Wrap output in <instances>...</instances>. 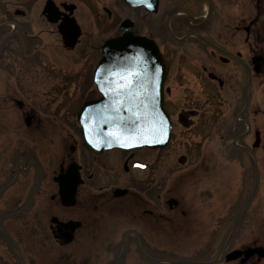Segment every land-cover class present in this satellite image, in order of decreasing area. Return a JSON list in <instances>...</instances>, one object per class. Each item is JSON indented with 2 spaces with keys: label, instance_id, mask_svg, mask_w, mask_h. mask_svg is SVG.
Segmentation results:
<instances>
[{
  "label": "flooded vegetation",
  "instance_id": "1",
  "mask_svg": "<svg viewBox=\"0 0 264 264\" xmlns=\"http://www.w3.org/2000/svg\"><path fill=\"white\" fill-rule=\"evenodd\" d=\"M217 1L158 0L147 10L125 0H0V264H264L259 254L227 260L264 249V220L257 234L251 209L264 173V134L249 122L251 83L264 73V54L251 51L264 0H229L220 14ZM126 21L169 64L171 140L164 149L94 154L69 113L71 91L88 94L81 107L100 98L94 73L102 46L123 34ZM59 46L80 53L72 62L83 70L60 71ZM44 140L54 147L50 159L61 156L50 185L42 181L40 148L27 149ZM177 140L178 167L169 150ZM235 163L246 174L237 175L238 191L252 184L246 200L229 190ZM73 164L80 182L70 201L62 184L73 183ZM220 180L227 195H219Z\"/></svg>",
  "mask_w": 264,
  "mask_h": 264
},
{
  "label": "water",
  "instance_id": "2",
  "mask_svg": "<svg viewBox=\"0 0 264 264\" xmlns=\"http://www.w3.org/2000/svg\"><path fill=\"white\" fill-rule=\"evenodd\" d=\"M125 2L147 10L150 7L156 9L158 5V0ZM127 23L123 24L121 36L106 41L102 46V58L94 73V82L101 97L86 102L77 116L84 146L94 154L113 149H163L171 139L172 124L164 108V85L169 64L153 40L134 36ZM76 39H71L66 46L74 48ZM255 61L260 63L263 59ZM256 72H259V67ZM259 142L257 134L255 148ZM73 166L70 170L73 183L62 184V191L70 201L76 194L77 181L80 182L79 167ZM243 254L246 260L255 254L264 257V249L235 251L228 255L227 260H236Z\"/></svg>",
  "mask_w": 264,
  "mask_h": 264
},
{
  "label": "rangeland",
  "instance_id": "3",
  "mask_svg": "<svg viewBox=\"0 0 264 264\" xmlns=\"http://www.w3.org/2000/svg\"><path fill=\"white\" fill-rule=\"evenodd\" d=\"M228 2H229V0H218L217 1L218 14H220L221 12H223V13L227 12V8L223 10L222 7L230 6V2H229V4H228ZM253 4H254V2H251V5H250L251 15L256 13V11L253 8ZM262 12H263V16H264V6L262 9ZM1 20L2 19H0V21ZM220 25L221 24L216 26L217 29L215 31L217 33H221L223 31V29L221 28ZM253 32L254 33L252 36H253L254 40L251 43L252 44L251 45V49H252L251 51L254 53L264 54V21L262 22L261 25H259L257 28H255V31H253ZM54 51L58 53V55H57V62H58L57 68L60 69V71L61 70H63V71L69 70V72H71L73 69L83 70V64L77 65V64H74L72 62V61H76L78 59V56L80 53H76V54L68 53L61 46L58 47V50L55 49ZM92 68H93V66H92ZM87 95L88 94H85V93H76V92L71 91V97H72L73 103H74V111L73 112L69 111V113L70 114L73 113L74 118L77 117V114L81 108V105H82V103L85 100V97ZM249 95H250L249 100H250V107H251L250 116H249L250 126L252 127V129H255V128L259 129L261 127L262 128V134H264V73L256 81H254V80L252 81ZM57 100H60V98H57ZM219 106H220V104H219ZM71 107H73V106H71ZM54 110H55V106L52 107L51 111H54ZM226 110H227V108H225V109L222 108L219 111L220 115L222 112L226 113ZM63 117H65V116H63ZM11 123L17 124L18 123L17 118H15L13 121H11ZM227 123L229 124L228 125L229 127H232V125H233L232 121L228 122V120H227ZM22 139H23V136L18 137V140L22 141ZM253 141H254V135L252 134L250 136V138L246 140V143L252 144ZM19 143H21V142H19ZM11 144L16 145L15 141L11 142ZM222 144H223V142H221L220 138H219V145L221 146ZM35 146H37V148L38 147L40 148V150H39L40 151V157L42 156L41 157L42 162H43L42 163V169H41L42 181L45 184L48 183L50 185L51 180L49 179V173H51L50 171L52 170V168L54 166L58 165L59 159L61 156H59L57 158V162H56V159L54 161V158L50 159V158H52L51 155L53 154L54 147H53V144H50L45 140L42 141L40 145H36V144L31 143L27 146V149L30 148L32 151V149ZM221 149H223V148H220V150ZM11 150H13V149L11 148ZM167 150H168V148H167ZM169 150H170V157H171V165L178 167L179 164L177 163V158H178V153H179V140L175 141L174 144L172 145V147L169 148ZM29 152H30V150H29ZM56 153H57V155L60 154L58 151ZM248 165H249V163L247 162V165L244 168L247 169L248 174H250V173H252V170L249 169L250 167ZM236 166H237V164L235 163L234 167L232 168V171H231L232 175L234 176V182H233V184H231L229 186V190L232 187L234 190L235 197H237L238 196L237 193H239V194H241V197H243V199L246 200V198L248 197V195L252 191V184L250 182L249 186L247 188L245 187V190L238 191L240 188L238 187L239 184L237 185V183H239L240 180L239 181L237 180V178H238L237 175L243 174V177H245L246 174L244 172L239 173V170L237 169ZM47 167H49L51 169L49 170ZM225 176H226V174H224V176L222 177V178H224L223 181L226 179ZM260 176H261V179H260L261 182H260V185H259V188L257 191L256 202H255L254 206H252L253 208L251 207V209H253L252 212L255 214V218L253 221L254 222L256 221V226H255L256 233H257V230L259 229L258 228L259 223L261 224L262 221L264 220V173L263 174L260 173ZM177 177L178 176L175 175V178H177ZM178 182H179V180L174 181V182L172 180V183H175L176 185ZM220 184H222V185L219 188V195L220 194L227 195L226 193L228 192V186L224 182L221 183V180H220ZM48 189H50V191H51L50 186ZM243 202H241L239 205L241 206V204H243ZM251 239H253V237Z\"/></svg>",
  "mask_w": 264,
  "mask_h": 264
}]
</instances>
